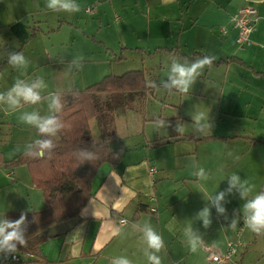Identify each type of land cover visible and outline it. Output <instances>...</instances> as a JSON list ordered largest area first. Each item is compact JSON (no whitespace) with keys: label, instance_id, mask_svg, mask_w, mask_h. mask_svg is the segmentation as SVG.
Wrapping results in <instances>:
<instances>
[{"label":"rangeland","instance_id":"obj_1","mask_svg":"<svg viewBox=\"0 0 264 264\" xmlns=\"http://www.w3.org/2000/svg\"><path fill=\"white\" fill-rule=\"evenodd\" d=\"M40 1L14 0L8 7L5 3L0 6L1 82L9 86L18 78L28 82L42 78L47 87L41 96L45 97L43 103L48 107L49 91L82 89L106 75L142 70L148 89L143 93H125L124 105L114 111L108 124L109 133L114 128L116 135L122 137L119 141L129 136L125 143H135L129 147L120 145L123 161L126 157L129 161L144 157L148 161H163L164 179L157 188L162 197L156 206L159 211L173 209L183 216L187 226L192 225L203 234V244L195 251L197 264L205 258L202 247L225 253L230 241L240 242L231 258L233 264H264V233L251 232L242 219L235 230L228 227L233 210H239L243 204L237 193L226 197L229 220L218 216L215 208H212V225L207 230L202 222L193 219L206 203L204 192L199 188L201 184L207 188L204 194L212 195L225 190L227 177L237 173L254 185L252 195L259 192L264 182V144L257 142L258 125L253 117L257 104L242 92L230 114L224 108L221 111L222 106L228 110V101L220 97L221 85L213 84L207 67L186 94L176 90L168 93L160 85L167 79L173 56L194 55L195 58L200 56L199 52L207 53V30L199 25L190 28L184 18L164 22L137 16L134 22L140 23L136 22L138 27L134 32L130 26L134 22H127L90 0H77L81 10L71 14L53 12L46 7V2ZM11 9L13 15L8 18L6 12ZM7 22L20 25L23 36L14 35ZM180 28L185 30L180 32ZM174 45L185 55L172 52ZM12 51L23 52L29 61L27 68L17 69L5 61L6 53ZM78 56L84 57L82 70L72 65ZM151 82L158 87H151ZM101 98L105 100L107 96L101 94ZM208 112L213 128L205 130L203 135L195 133L190 113ZM156 118L167 120L172 127L156 128ZM90 124L97 129L96 120ZM176 124L182 132L174 131ZM16 131L14 128L13 135ZM185 135L192 138L168 142L173 136ZM16 145L20 147L24 143L20 139ZM10 149L13 148L6 149V156ZM199 167L207 169L208 180L201 181L193 175Z\"/></svg>","mask_w":264,"mask_h":264},{"label":"crops","instance_id":"obj_2","mask_svg":"<svg viewBox=\"0 0 264 264\" xmlns=\"http://www.w3.org/2000/svg\"><path fill=\"white\" fill-rule=\"evenodd\" d=\"M13 1L0 0V6L5 3L8 7ZM17 1L19 0H15ZM90 1L108 9L112 14L120 15L127 22H134L138 19L137 16L142 20L148 17L164 22L182 21L184 18L190 23V28L197 25L205 28L207 53H199L215 57L212 65L207 67V73L211 76L213 84L221 85L219 95L228 101V110L222 106L221 111L224 108V111L230 114L233 103L241 93L249 94L253 103L257 104V113L253 116L258 125L259 139L256 141L264 144V0ZM245 5L255 9L252 15L254 29L246 44H238L235 40L237 29L233 26L232 16ZM153 9H156L155 12H152ZM13 11L7 10L6 16H12ZM136 22L130 25L134 32H137ZM6 26L17 37L23 36L24 31L20 25L7 22ZM182 30L183 28L179 29L180 32ZM178 48V45H174L173 50H169L182 53ZM230 58H235L238 62L214 63ZM1 70L0 64V72ZM210 79L207 78L209 81ZM13 84L9 87L0 80V93L7 92ZM56 92L49 91L48 95ZM42 98L36 105L24 104L16 110L0 104V215L17 211L36 212L45 208L42 193L31 183L28 169L24 165L8 167L6 164L23 151L24 146H20V151L16 150L20 139L24 145L39 139L38 131L19 122V116L23 112L31 111H38L41 116L49 115L48 107L43 103L45 97ZM92 120L89 121V126L93 141H106L114 151L119 150L122 144L126 147L135 144L125 143L129 136L119 141L122 137L116 135L114 128L108 135L102 136L98 126L97 129L91 126ZM14 128L17 130L15 135ZM26 130L29 133H24ZM181 138L185 139L173 136L168 142ZM8 147L13 149H10L9 156H6ZM164 166L163 161H148L145 157L138 161H129L126 157V161L121 158L117 164H102L92 179V196L81 209L79 222L70 231L49 237L45 233L46 237L40 245L41 256H20L18 262L8 257L0 259V264H111L114 258L120 256L127 257L131 264H149L143 254L146 243L142 233L137 230V226L146 223L163 237L164 248L158 253L162 264H197L194 259L195 252L191 251L185 242V229L188 226L183 216L173 209L159 211L156 206L162 197L158 195L157 188L164 179ZM150 167L157 168L153 175L149 174ZM205 171L207 172V169ZM199 188L207 194L204 185L201 184ZM138 208H144V211L137 216L135 212ZM119 219H125L126 222L121 224ZM201 251L204 252L203 247ZM201 264H207L206 254Z\"/></svg>","mask_w":264,"mask_h":264},{"label":"clouds","instance_id":"obj_3","mask_svg":"<svg viewBox=\"0 0 264 264\" xmlns=\"http://www.w3.org/2000/svg\"><path fill=\"white\" fill-rule=\"evenodd\" d=\"M46 7L53 12L76 13L81 10L80 4L77 0H46ZM8 64L17 69L27 68L29 61L24 56L23 52H7ZM215 57L211 56H195L194 59L188 57L173 56L167 75V79L162 80L160 85L162 89L168 93L176 90L180 93H188L197 82L198 77L203 73L205 67H210ZM83 56L75 57L72 65L76 69L82 70ZM151 87L157 88L155 82H151ZM47 87V84L42 78H37L31 82L23 79H17L13 86L4 93H0V104L6 105L12 110L22 107L24 104L36 105L43 99L41 91ZM49 115L41 116L38 111L23 112L19 116V122L32 126L38 131L41 138L27 143L23 147L24 154L33 158H44L46 154H50L56 147L53 142V137L63 128V123L60 121L56 113H59L63 107L59 93L50 94L47 97ZM194 125V132L201 135L205 130H211L213 124L209 117V112L191 114ZM156 128L168 129L172 127L170 122L162 118H156L154 121ZM176 133L182 132L183 129L179 124L174 127ZM17 151L20 147L17 146ZM77 158L84 162H92L98 159V155L94 151L86 148H81L76 153ZM237 159H239L237 157ZM199 180L206 181L209 179V174L203 167H199L193 173ZM254 185L247 179H241L237 173L231 174L227 177V188L223 191L215 192L212 195H205V206L199 210L194 220L202 222V227L207 230L212 225V208L218 216L229 220L227 215V208L225 205L229 202L226 197L237 193L243 204L239 210H233L232 218L228 227L235 230L240 220H243L251 232L259 235L264 233V191L257 192L252 195ZM85 212L87 209L84 210ZM27 213L21 212L18 219L11 220L5 214L0 215V259H7L9 256L17 253L18 246H27V232H28ZM137 230L142 233V238L146 243L143 249V254L149 264H162L161 257L158 255L164 248L163 237L148 223L143 226H137ZM186 244L191 251H197L198 247L203 244V234L199 229H195L189 225L185 229ZM111 264H131V261L125 257L120 256L114 258Z\"/></svg>","mask_w":264,"mask_h":264},{"label":"trees","instance_id":"obj_4","mask_svg":"<svg viewBox=\"0 0 264 264\" xmlns=\"http://www.w3.org/2000/svg\"><path fill=\"white\" fill-rule=\"evenodd\" d=\"M226 61L238 62L230 58L214 63ZM145 90L147 86L143 71L130 70L120 75H106L82 89L56 92L60 94L63 105L61 111L56 113L63 123V128L52 138L56 147L44 158L29 157L22 151L6 163L8 167L24 165L31 183L41 191L45 202L43 210L26 212L29 222L27 246H18L19 250L15 254L19 258L41 256L40 245L47 230L63 221L79 218L81 209L92 196V179L99 167L104 163L117 164L121 160L120 150H111L106 141H93L89 121L95 119L101 135H108V124L114 111L124 105L125 93H143ZM101 94L107 98L103 100ZM184 138L192 136L186 135ZM81 148L96 152L99 158L81 164L76 155ZM260 191H264V184L260 186ZM142 211L144 208H138L135 213L138 216ZM20 214L21 211H17L5 215L15 220Z\"/></svg>","mask_w":264,"mask_h":264},{"label":"built area","instance_id":"obj_5","mask_svg":"<svg viewBox=\"0 0 264 264\" xmlns=\"http://www.w3.org/2000/svg\"><path fill=\"white\" fill-rule=\"evenodd\" d=\"M255 13V9L251 6L245 5L238 9V11L232 16L233 26L237 29L236 42L238 44H246L249 41V35L254 29V19L252 15ZM156 172L155 167L149 168V174L153 175ZM125 219H119V223L124 224ZM240 245V242L230 241L227 243L225 253H220L209 247H203L206 254L207 264H229L231 258L236 252V248ZM14 262L19 261V257L16 254L11 256Z\"/></svg>","mask_w":264,"mask_h":264},{"label":"water","instance_id":"obj_6","mask_svg":"<svg viewBox=\"0 0 264 264\" xmlns=\"http://www.w3.org/2000/svg\"><path fill=\"white\" fill-rule=\"evenodd\" d=\"M79 222V218L70 219L67 221H63L51 227L47 230V236H53L57 234H62L70 231L77 223Z\"/></svg>","mask_w":264,"mask_h":264}]
</instances>
